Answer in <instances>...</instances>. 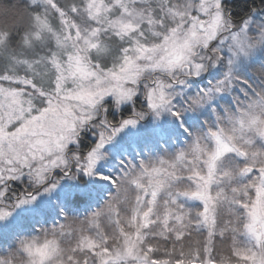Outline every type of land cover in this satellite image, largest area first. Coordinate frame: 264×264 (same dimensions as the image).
I'll use <instances>...</instances> for the list:
<instances>
[{"label":"snow or ice","instance_id":"6c2138e0","mask_svg":"<svg viewBox=\"0 0 264 264\" xmlns=\"http://www.w3.org/2000/svg\"><path fill=\"white\" fill-rule=\"evenodd\" d=\"M0 17V264H264V0Z\"/></svg>","mask_w":264,"mask_h":264},{"label":"trees","instance_id":"16d2710c","mask_svg":"<svg viewBox=\"0 0 264 264\" xmlns=\"http://www.w3.org/2000/svg\"><path fill=\"white\" fill-rule=\"evenodd\" d=\"M21 2L22 0H0V4H16ZM0 22H3V17H0Z\"/></svg>","mask_w":264,"mask_h":264}]
</instances>
